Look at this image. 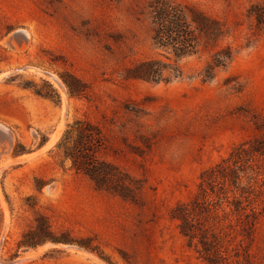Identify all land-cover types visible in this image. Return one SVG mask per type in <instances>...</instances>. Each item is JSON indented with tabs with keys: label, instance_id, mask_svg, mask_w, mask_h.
<instances>
[{
	"label": "rangeland",
	"instance_id": "374dc122",
	"mask_svg": "<svg viewBox=\"0 0 264 264\" xmlns=\"http://www.w3.org/2000/svg\"><path fill=\"white\" fill-rule=\"evenodd\" d=\"M147 1L0 0V264H264V0H174L234 54L208 78L214 48L183 57L167 82L123 76L163 58ZM76 121L125 197L64 156Z\"/></svg>",
	"mask_w": 264,
	"mask_h": 264
},
{
	"label": "trees",
	"instance_id": "16d2710c",
	"mask_svg": "<svg viewBox=\"0 0 264 264\" xmlns=\"http://www.w3.org/2000/svg\"><path fill=\"white\" fill-rule=\"evenodd\" d=\"M250 12L256 14L257 24L264 27V7L253 5ZM144 15L151 33L152 46L161 51L163 58H149L134 63L125 69V79L167 82L181 76L182 71L177 65L179 59L214 48L204 69V77L208 78L212 70L224 66L234 54L230 45H218V41L225 36L223 24L193 4L174 0H148ZM89 130L88 124L76 121L68 125L57 145L60 146L63 139L74 132V146L70 149L66 147L64 156L70 158L72 166L83 171L97 188L111 190L125 197L129 189L122 183H117L120 179L109 173L116 168L98 161L91 153H87L90 149L83 148V141L92 138ZM79 149L81 154L78 153ZM187 214V208H184L180 217L185 220ZM184 228V235H187L189 231L186 230L190 229L187 225Z\"/></svg>",
	"mask_w": 264,
	"mask_h": 264
},
{
	"label": "bare ground",
	"instance_id": "6f19581e",
	"mask_svg": "<svg viewBox=\"0 0 264 264\" xmlns=\"http://www.w3.org/2000/svg\"><path fill=\"white\" fill-rule=\"evenodd\" d=\"M13 36H16V35H21V36H23V37H27L28 36V34H27V32L25 31V30H23V29H17V30H15L13 33ZM15 34V35H14ZM7 44H9L10 46H12L13 48H15V47H17V45H16V43H15V41L13 40L12 41V38H9V40L7 41ZM7 75V73H5V74H2L1 76H6ZM0 76V77H1ZM49 77L55 82V84L56 85H59L60 87L62 86L61 85V83H60V81H58V79L56 78V76H54L53 74H49ZM65 118V117H64ZM64 123V122H63ZM4 131L6 132L7 131V129L6 128H3L1 125H0V133H4ZM9 132V131H8ZM10 133V132H9ZM13 139V138H12ZM12 141V140H11ZM4 143V142H3ZM8 143V142H7ZM2 144V143H1ZM8 145V144H7ZM11 148V147H10ZM8 149V148H7ZM0 157H2V155L0 156ZM5 157V156H4ZM21 157V156H20ZM24 158V157H23ZM16 162V161H15ZM55 188V187H54ZM47 192H48V190H49V187H47L46 189H45ZM50 191V190H49ZM7 226V225H6ZM36 253L35 252H33V251H30L26 256H33V255H35ZM101 264V263H100Z\"/></svg>",
	"mask_w": 264,
	"mask_h": 264
}]
</instances>
